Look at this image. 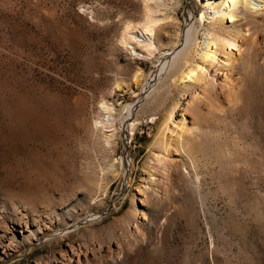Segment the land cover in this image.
I'll return each instance as SVG.
<instances>
[{
    "label": "rangeland",
    "instance_id": "1",
    "mask_svg": "<svg viewBox=\"0 0 264 264\" xmlns=\"http://www.w3.org/2000/svg\"><path fill=\"white\" fill-rule=\"evenodd\" d=\"M223 2L0 0V264H264L263 19ZM211 34L240 46L232 87L184 79ZM173 111L193 183L152 204Z\"/></svg>",
    "mask_w": 264,
    "mask_h": 264
},
{
    "label": "bare ground",
    "instance_id": "2",
    "mask_svg": "<svg viewBox=\"0 0 264 264\" xmlns=\"http://www.w3.org/2000/svg\"><path fill=\"white\" fill-rule=\"evenodd\" d=\"M223 6L224 8L221 10L220 16L222 20L229 21L232 28L237 27L235 26L236 23L244 17H250L257 20L258 18H262L263 20L260 24V28L263 33L262 38L264 41V6L262 7V5L255 4L252 0H224ZM153 25L154 21L152 20H148L145 24L144 31L147 35H152L155 29ZM238 34L240 35V38H242L243 44L247 46L248 39L243 36L241 30L238 31ZM188 41L189 39L187 38L185 44H187ZM150 48L151 43H148L146 50L150 51ZM239 48L240 46L237 44L236 40H230L229 38L221 36L215 38L214 35H209L204 48L203 57L201 58L202 65H198L195 69H191L185 75L184 79L199 87L208 86L207 84H217L219 81H223L227 86L232 87L234 80L233 77L235 75V70L239 65L240 58L235 56L231 50L238 51ZM256 56L260 55L256 54L255 57ZM154 75L152 74V77ZM185 105L186 108L188 107L189 109V103L186 102ZM175 112L176 111L172 112L168 122L164 128L160 130L159 134H157L155 142L153 143V146L162 149L163 153L160 154L158 152V154H153L152 156L154 172L150 173L147 186L148 200L152 204L158 202L161 191H163L165 195L167 194L169 182L173 179L177 180V178L180 177L182 180H185L190 184L193 183L194 167L191 159H188L185 164H182V160L179 161L171 158V156H169L170 146H168L163 139L166 133L173 134L177 139L176 151L180 150L181 152L185 151L186 139L192 141L197 140L195 132L188 129L185 114H180L181 121L179 124L174 122L173 116ZM80 259L81 255L72 251L66 261L69 264H72L78 263ZM115 264H121V262L116 259Z\"/></svg>",
    "mask_w": 264,
    "mask_h": 264
}]
</instances>
